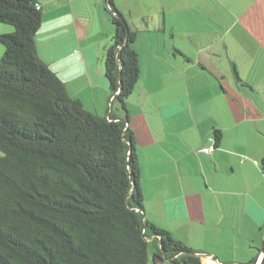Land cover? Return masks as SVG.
Returning <instances> with one entry per match:
<instances>
[{
  "label": "crops",
  "instance_id": "1",
  "mask_svg": "<svg viewBox=\"0 0 264 264\" xmlns=\"http://www.w3.org/2000/svg\"><path fill=\"white\" fill-rule=\"evenodd\" d=\"M36 1L38 58L85 110L128 117L145 219L197 256L264 264V0H230L225 14L219 0H113L137 34L127 111L106 77V0Z\"/></svg>",
  "mask_w": 264,
  "mask_h": 264
},
{
  "label": "trees",
  "instance_id": "2",
  "mask_svg": "<svg viewBox=\"0 0 264 264\" xmlns=\"http://www.w3.org/2000/svg\"><path fill=\"white\" fill-rule=\"evenodd\" d=\"M106 3L114 27L106 77L127 111L140 78L137 34ZM42 20L36 0H0V23L13 27L0 34V264H148L149 246L153 264H200L145 219L128 117L85 110L38 58Z\"/></svg>",
  "mask_w": 264,
  "mask_h": 264
},
{
  "label": "rangeland",
  "instance_id": "3",
  "mask_svg": "<svg viewBox=\"0 0 264 264\" xmlns=\"http://www.w3.org/2000/svg\"><path fill=\"white\" fill-rule=\"evenodd\" d=\"M137 1L140 4L145 3V4L148 5L147 7H150V5L147 2V0H137ZM117 2L122 7L123 0H117ZM131 2L132 1L130 0L129 4H131ZM229 3H230V0H219V4L216 6L217 7V11H219V13H221V14H225V11L227 10V6H228ZM12 32H13V27L12 26L0 23V34H9V33H12ZM3 53H4V48L0 44V60H1V57H2ZM2 155H3V153L0 151V156H2ZM148 261H149L150 264L153 263V261H152V247L151 246H149V258H148ZM164 264H175V263H173V262H165Z\"/></svg>",
  "mask_w": 264,
  "mask_h": 264
},
{
  "label": "built area",
  "instance_id": "4",
  "mask_svg": "<svg viewBox=\"0 0 264 264\" xmlns=\"http://www.w3.org/2000/svg\"><path fill=\"white\" fill-rule=\"evenodd\" d=\"M116 94H118V92ZM214 149H215V146H210V147H204L200 151L208 155V154H211ZM198 257L201 259L200 264H223L218 259H215L212 256H199L198 255ZM261 259H262V255L260 256V258L257 260L255 264H260Z\"/></svg>",
  "mask_w": 264,
  "mask_h": 264
},
{
  "label": "water",
  "instance_id": "5",
  "mask_svg": "<svg viewBox=\"0 0 264 264\" xmlns=\"http://www.w3.org/2000/svg\"><path fill=\"white\" fill-rule=\"evenodd\" d=\"M264 249V248H263ZM263 256H264V252H263Z\"/></svg>",
  "mask_w": 264,
  "mask_h": 264
}]
</instances>
